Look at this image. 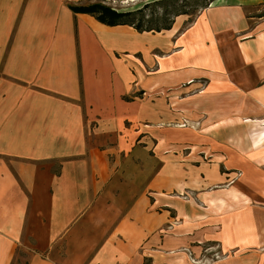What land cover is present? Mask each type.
<instances>
[{
	"label": "crops",
	"instance_id": "0c3cea01",
	"mask_svg": "<svg viewBox=\"0 0 264 264\" xmlns=\"http://www.w3.org/2000/svg\"><path fill=\"white\" fill-rule=\"evenodd\" d=\"M99 1L0 0V264H264V0L163 36Z\"/></svg>",
	"mask_w": 264,
	"mask_h": 264
},
{
	"label": "rangeland",
	"instance_id": "374dc122",
	"mask_svg": "<svg viewBox=\"0 0 264 264\" xmlns=\"http://www.w3.org/2000/svg\"><path fill=\"white\" fill-rule=\"evenodd\" d=\"M157 1H160V0H129L128 3L117 4L116 7L114 8L120 11L135 12L136 10L142 9L146 4H152L143 10L144 11L143 18L145 22H149V23H146V26H150L156 29L160 26H164V24L166 22H169V20L172 21L174 19V14H176V12L179 10L184 11V12H189V14H191V15H187L189 16V23L191 24L198 18L201 12L205 10L202 8H204L207 4L210 3L209 6L207 7L209 8L210 5L214 3V2L212 3L210 2L212 0H161L163 1L161 2V4H158V5L153 4ZM103 3L108 5L105 2ZM262 14H264V11L262 12ZM141 17H142V14L137 15L136 19L139 20L141 19ZM148 33H151V36H163V34H160V35L156 34L158 33L156 31H152ZM193 84H195L199 88H196V90L189 92V95L202 94L205 90L204 87H206L207 85L205 82H200V81L195 82ZM150 99L151 98H149L148 100ZM168 102H169V98H168ZM202 118H204L203 115H200V117H195L196 121L194 122H191L188 119H183L179 123L178 122L170 123L169 125H165V127H168V128L173 127L175 129H182V130L190 129V130H194V131L201 133L204 130V127H206L204 124V121H202ZM182 148H185V147H182ZM204 159L209 160L210 158H207L204 155ZM207 248L208 249H206L205 253L209 254L210 256L209 262H218L219 260H222L223 254L221 255V253H219V251L217 250L218 249L217 246H211Z\"/></svg>",
	"mask_w": 264,
	"mask_h": 264
},
{
	"label": "trees",
	"instance_id": "16d2710c",
	"mask_svg": "<svg viewBox=\"0 0 264 264\" xmlns=\"http://www.w3.org/2000/svg\"><path fill=\"white\" fill-rule=\"evenodd\" d=\"M216 0L210 1L211 3ZM104 1L96 2L94 4H89V5H84V6H71V10L75 13H82V14H89L93 17H95L100 23L107 25V26H119V25H128L136 29L138 32L143 33V32H152L156 31L158 33L162 31H167L170 30L175 22V19L179 16L182 15H191L189 12H184V11H177L176 14H174V19L172 21L169 20V22H166L164 26H160L158 28H152L150 26H146L144 18H143V13L144 9L149 7V5L152 4H146L142 9L136 10L135 12H128V11H120L118 9H115L111 6H108L103 3ZM163 1H157L153 4H161ZM210 4V3H209ZM209 4H207L204 8L206 9ZM141 19L137 20L136 16L141 15Z\"/></svg>",
	"mask_w": 264,
	"mask_h": 264
},
{
	"label": "bare ground",
	"instance_id": "6f19581e",
	"mask_svg": "<svg viewBox=\"0 0 264 264\" xmlns=\"http://www.w3.org/2000/svg\"><path fill=\"white\" fill-rule=\"evenodd\" d=\"M194 80V79H193ZM222 93V92H221ZM212 130V129H211Z\"/></svg>",
	"mask_w": 264,
	"mask_h": 264
}]
</instances>
